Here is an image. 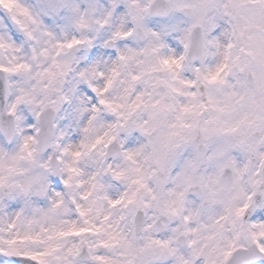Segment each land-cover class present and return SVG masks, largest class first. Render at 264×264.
Instances as JSON below:
<instances>
[{
    "label": "clouds",
    "instance_id": "clouds-1",
    "mask_svg": "<svg viewBox=\"0 0 264 264\" xmlns=\"http://www.w3.org/2000/svg\"><path fill=\"white\" fill-rule=\"evenodd\" d=\"M0 264H264V0H0Z\"/></svg>",
    "mask_w": 264,
    "mask_h": 264
}]
</instances>
